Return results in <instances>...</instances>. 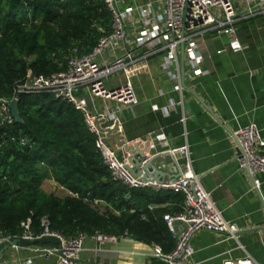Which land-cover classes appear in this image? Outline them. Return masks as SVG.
<instances>
[{"label":"trees","instance_id":"16d2710c","mask_svg":"<svg viewBox=\"0 0 264 264\" xmlns=\"http://www.w3.org/2000/svg\"><path fill=\"white\" fill-rule=\"evenodd\" d=\"M112 20L103 0H0V106L18 97L23 120L0 125V234L6 238L41 236L47 222L67 239L129 237L165 255L176 247L164 217L181 211L182 194L114 182L80 110L51 94H16L29 72L49 77L66 71L71 57L90 54L112 34ZM47 180L69 195L47 193Z\"/></svg>","mask_w":264,"mask_h":264},{"label":"crops","instance_id":"0c3cea01","mask_svg":"<svg viewBox=\"0 0 264 264\" xmlns=\"http://www.w3.org/2000/svg\"><path fill=\"white\" fill-rule=\"evenodd\" d=\"M236 9V36L246 47L244 51H234L226 34L206 33L198 44L207 74L192 81L186 79L182 92L175 91L177 83L164 74L161 64L165 57L159 55L129 70L137 105L107 103L126 142L148 145L151 159H156V171L148 172L153 180L177 178L186 159L179 154L173 156L171 151L187 146L193 171L201 177L204 190L225 221L238 229L236 238L209 231L196 233L189 264H223L245 255L264 264V176H257L261 184L255 187L249 173L240 169L236 158L240 148L235 140L239 129L256 125L264 141V13L249 16L239 2ZM122 53V47L109 50L105 59L114 60ZM180 59L181 50V66ZM124 81V74H117L105 83L106 89L114 90ZM103 104L102 99H92L91 113L100 112ZM114 123L105 122L102 128ZM157 136L162 139L157 141ZM113 148L121 160H127L125 151ZM53 189L61 191L62 197L69 195L54 181ZM174 238L177 243L178 235ZM157 249L129 237L104 244L88 237L75 264H169L154 257ZM34 250L3 245L0 264H21L27 259H33V264H55V257L45 260Z\"/></svg>","mask_w":264,"mask_h":264},{"label":"built area","instance_id":"2783aa9c","mask_svg":"<svg viewBox=\"0 0 264 264\" xmlns=\"http://www.w3.org/2000/svg\"><path fill=\"white\" fill-rule=\"evenodd\" d=\"M112 15V34L102 38L98 46L88 55L73 56L69 60L66 71L45 76H32L29 72L26 81L18 87L16 94H51L73 104L80 110L92 133L97 135L96 146L102 154L104 164L111 171L114 182H119L133 189L152 188L155 191L169 190L184 196L181 211L164 217L173 235H178L174 251L162 254L157 249L159 257L169 264H189L193 255L191 241L200 231L228 234L236 238L238 229L225 221L221 212L212 201L201 183V177L193 171L190 151L187 146L171 151L185 157L180 175L173 181L156 183L143 181L134 177L127 169V160H121L113 147L103 143L96 122L114 123L115 112H111L107 103L116 102L125 106H135L139 103L134 87L130 80L129 70L143 63L148 58L164 55L161 69L169 81L177 83L174 88L182 92V71L179 63V51L184 49V80H194L207 74L202 68L198 40L206 33H223L230 37L234 51H244L240 44L235 25L238 22L236 3L239 2L249 16L264 13V0H103ZM123 48L120 57L108 61L105 55L109 50ZM123 73L125 81L114 90H107L105 83L113 76ZM80 93V96L77 95ZM102 99L104 104L98 113H91L86 99ZM17 97V96H16ZM18 101V97L14 99ZM12 103V102H11ZM5 100L0 106V125L10 126L15 120L9 105ZM173 104H171V107ZM168 112V110L166 111ZM162 136H157L159 141ZM235 140L240 148L237 155L239 167L247 171L253 180V185L259 187L261 181L257 178L264 176V141L256 125L239 129L235 133ZM26 145L25 140H21ZM154 149L155 146L153 145ZM30 223L22 226L27 231ZM41 236L34 237L26 232L14 241L0 234V255L3 245L19 248V240L33 241L42 237H55L60 245L48 248H34L36 255L45 260L55 257V264H75L84 251V244L88 238L85 235L67 239L58 233L50 232L47 223ZM178 231V234H177ZM98 244L117 243V237L104 235L92 236ZM243 249V247L241 248ZM8 264V263H1ZM21 264H33V259H27ZM223 264H257L249 255L238 260H228Z\"/></svg>","mask_w":264,"mask_h":264},{"label":"water","instance_id":"95a60500","mask_svg":"<svg viewBox=\"0 0 264 264\" xmlns=\"http://www.w3.org/2000/svg\"><path fill=\"white\" fill-rule=\"evenodd\" d=\"M181 71H182V83L185 88V80H184V74H185V65H184V49L181 48ZM86 102L88 107H90V97L87 96ZM17 101H13L10 105V111L11 114L15 120V123L22 124L23 120L18 112V106ZM106 120H97L96 126L100 132V134L103 136V143L107 147H118L119 149L125 151L127 154V169L130 171V173L137 178H141L143 181H153L156 183H162L164 181L156 180L149 174V169L155 170L154 163L156 162V159H151L150 153H149V147L148 145H144L141 147L140 143H127L125 138L121 135L120 127L118 122H115L112 127L109 128H102V125L105 124ZM47 223V222H46ZM18 244L22 247H30L37 244L41 245H60V240L55 237H42L33 241H29L27 239H20Z\"/></svg>","mask_w":264,"mask_h":264},{"label":"rangeland","instance_id":"374dc122","mask_svg":"<svg viewBox=\"0 0 264 264\" xmlns=\"http://www.w3.org/2000/svg\"><path fill=\"white\" fill-rule=\"evenodd\" d=\"M43 187H44V189H45V191L47 193L56 194V195H58L60 197L63 196V194H62L61 191H58V190H54L53 189V181H51V180L44 182Z\"/></svg>","mask_w":264,"mask_h":264}]
</instances>
